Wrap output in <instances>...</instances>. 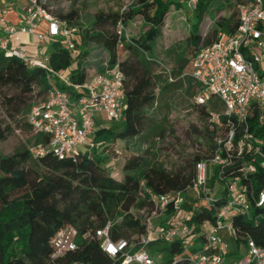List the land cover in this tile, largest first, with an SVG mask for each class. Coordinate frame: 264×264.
Segmentation results:
<instances>
[{
  "label": "built area",
  "instance_id": "1",
  "mask_svg": "<svg viewBox=\"0 0 264 264\" xmlns=\"http://www.w3.org/2000/svg\"><path fill=\"white\" fill-rule=\"evenodd\" d=\"M198 1L203 0L187 4L195 8ZM121 30L119 24L118 34ZM46 37L74 53L79 28L53 16L40 0H0V54L44 71L48 87L43 100L25 115L27 126L41 137L31 154L75 159L101 147L93 138L105 123L123 120L125 77L118 66L108 69L103 62L104 71L74 82L70 73L50 67L48 55L39 59ZM184 77L198 87L194 106L205 107L212 100L221 106L207 110L206 137L188 151L198 154L193 179L185 188L165 193L141 179L136 192L140 204L128 214L144 233L136 240L112 241L108 221L94 238L113 264H264V246L249 236L241 238L233 223L253 219L254 207L264 208V189L253 190L255 176H264V0L240 4L234 30L218 31L216 41L200 48L178 78ZM177 160L176 166L182 161ZM88 237L70 226L60 229L50 241L52 259L75 251Z\"/></svg>",
  "mask_w": 264,
  "mask_h": 264
},
{
  "label": "trees",
  "instance_id": "2",
  "mask_svg": "<svg viewBox=\"0 0 264 264\" xmlns=\"http://www.w3.org/2000/svg\"><path fill=\"white\" fill-rule=\"evenodd\" d=\"M40 2L50 9L46 0ZM173 4L176 5L170 0H134L131 7L120 13L96 14L88 28L82 32L79 30V44L82 42L87 47L100 49V60L94 64L96 73L105 70L102 63L106 62L108 69L118 66L125 77L123 120L110 123L109 128L99 129L93 141L100 143L101 147L93 153L83 152L75 159H59L49 152L33 157L27 150H18L12 155L0 154V264H113L100 250L94 232L110 221L112 241H132L144 233L143 226L128 214L131 207L140 204L136 197L139 181L144 179L147 186L157 193L180 190L190 184L198 154L187 156L181 164L168 171L148 159L152 149L145 145L146 136H164L152 112L158 88L151 60L165 17ZM52 15L76 25L73 21L77 15L73 10ZM137 16L144 20L148 28L137 38L129 39L125 28ZM75 23H78L77 20ZM118 24L122 26L120 34ZM235 27L236 22L230 26L227 20L220 19L215 28L201 38L197 34V25H194L188 38L193 48L192 57L200 48L213 44L218 31L231 33ZM201 40L203 45L198 48ZM118 44L121 48H117ZM123 48L128 55L121 60L119 52ZM47 55L50 67L70 73L74 82L83 83L89 78L86 77L85 67L77 64L74 70L71 69L80 55L73 56L56 45ZM185 67L186 63L180 61L176 70L178 77L186 72ZM0 86H12L19 92L17 97L7 100L11 118L29 111L32 107L29 96L33 91L38 89L44 94L48 89L44 71L30 69L19 59L6 58L2 54ZM8 131L9 127L0 129V141L5 139ZM117 142L123 143L128 151L133 146L141 151L140 155L133 154L124 159L122 177L118 173L109 175L101 167L105 159L112 157L115 160L123 155L117 148ZM255 178L254 194L264 189V176L256 175ZM18 191L24 192L15 196ZM251 217V220L236 219L233 223L237 225L241 238L249 236L256 244L264 246V208L254 207ZM66 226L89 237L79 241L75 251L53 260L50 241ZM164 250L173 253L168 248Z\"/></svg>",
  "mask_w": 264,
  "mask_h": 264
},
{
  "label": "rangeland",
  "instance_id": "3",
  "mask_svg": "<svg viewBox=\"0 0 264 264\" xmlns=\"http://www.w3.org/2000/svg\"><path fill=\"white\" fill-rule=\"evenodd\" d=\"M170 1L176 3L177 6L173 4L165 17L162 34L153 48V59L151 60L153 75L156 78L158 88L156 90V103L152 112L155 115L154 119L157 125L164 131V136L163 138L146 136L145 142V145L152 149V154L149 155L148 159L154 160L165 168H173L176 166V159L184 161L187 156H190L188 152L190 147L199 146V139L204 140L206 137L207 110L219 111L221 109L216 100L210 101L205 107L194 106L193 98L198 93V87L190 79L178 78L176 75L180 61L186 63L185 71H187L193 59V48L188 43L192 28L197 25V34L203 38L204 34L215 28L220 19L227 20L232 26L237 19V8L244 0H210L209 2L204 0L198 1L195 8L188 6V0ZM46 2L56 16L59 13L65 14L72 10L75 11L78 23H75L76 20L73 23L82 32L89 27L90 21L96 14L120 13L131 7L134 0H46ZM147 28L144 20L137 16L127 24L125 35L129 39L137 38ZM117 30H119V24ZM203 40L198 44V48L203 45ZM53 45L62 47L63 43H54L46 37L42 55L39 57L40 60H43L51 52ZM99 50L97 47L90 45L87 47L80 42L74 53L70 51L73 56L80 55L74 60L71 69L74 70L79 64L86 68L87 78L95 74L96 67L94 64L98 63L101 57ZM84 52L86 53L85 56L82 55ZM119 54L121 60H124L128 55L124 48L120 49ZM169 76L176 79L171 86V82L168 80ZM18 93V90L12 86H0V129L9 127V131L5 133V139L0 141V154L3 155H12L18 150H27L31 153L41 142H38L39 137L33 134L27 126L26 114L14 118L9 116L11 111L7 100L10 97H17ZM44 97L45 93H40V90L37 89L29 96V103L34 105L42 101ZM96 120L97 125H101V118L96 117ZM109 127V123L104 124V128ZM116 145L123 155L115 160L112 157L105 159L101 167L106 169L109 175L118 173L122 177L124 159L133 156V154L140 155L141 151L134 146L128 151L125 149V145L120 142H117ZM79 150H83V148H79ZM93 152L94 150L91 151V153ZM23 192L18 191L15 196L22 195ZM158 224L159 220H153L154 226H158ZM225 243L228 245V250L233 248L229 238L225 240Z\"/></svg>",
  "mask_w": 264,
  "mask_h": 264
},
{
  "label": "crops",
  "instance_id": "4",
  "mask_svg": "<svg viewBox=\"0 0 264 264\" xmlns=\"http://www.w3.org/2000/svg\"><path fill=\"white\" fill-rule=\"evenodd\" d=\"M9 18H12L13 19L14 18V15L13 14H10L9 15Z\"/></svg>",
  "mask_w": 264,
  "mask_h": 264
}]
</instances>
